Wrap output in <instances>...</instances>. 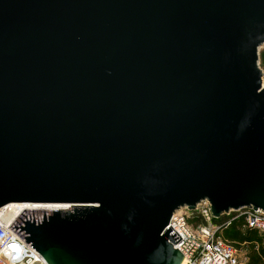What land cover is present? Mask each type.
I'll list each match as a JSON object with an SVG mask.
<instances>
[{"label":"water","instance_id":"1","mask_svg":"<svg viewBox=\"0 0 264 264\" xmlns=\"http://www.w3.org/2000/svg\"><path fill=\"white\" fill-rule=\"evenodd\" d=\"M264 0H0V209L46 264H181L177 210L264 212Z\"/></svg>","mask_w":264,"mask_h":264},{"label":"built area","instance_id":"2","mask_svg":"<svg viewBox=\"0 0 264 264\" xmlns=\"http://www.w3.org/2000/svg\"><path fill=\"white\" fill-rule=\"evenodd\" d=\"M261 70V88L264 89V68ZM15 211L36 210L34 207L20 208ZM8 206L0 209V264H46L36 251L27 246L5 221L9 212ZM197 213L204 221L203 224L193 226L189 219ZM226 221L214 224L208 202L196 206L194 212L181 208L174 212L167 228H171L181 239L175 243L174 248L184 256V264H242L236 256L235 248L226 242L220 235V230L237 218H242L247 228L257 231L264 238V212L257 209H246L238 212H229Z\"/></svg>","mask_w":264,"mask_h":264},{"label":"rangeland","instance_id":"3","mask_svg":"<svg viewBox=\"0 0 264 264\" xmlns=\"http://www.w3.org/2000/svg\"><path fill=\"white\" fill-rule=\"evenodd\" d=\"M258 58V64L264 68V46L259 49ZM225 217L221 216L220 219ZM238 229L237 234H227L226 238L235 248L237 258L242 264H264V238L259 233L246 229L244 225Z\"/></svg>","mask_w":264,"mask_h":264},{"label":"trees","instance_id":"4","mask_svg":"<svg viewBox=\"0 0 264 264\" xmlns=\"http://www.w3.org/2000/svg\"><path fill=\"white\" fill-rule=\"evenodd\" d=\"M226 219H229V218H221V219H214V223L215 224H220V223H222L223 221H225ZM219 221V222H218ZM204 223V221H203V219L197 214V213H193V215H192V219H189V224L190 225H193L194 227L195 226H197V225H199V224H203ZM245 226V224H244V221H243V219L242 218H237V219H234V220H232L231 222H230V224L228 225V226H226V227H224V228H222L221 230H220V235L222 236V238L226 241V242H228L229 243V241L226 239L227 238V234H232V235H235V234H237L238 233V231H239V226ZM245 228L246 229H248V230H252V229H249V228H247L246 226H245ZM252 231H255V230H252ZM255 232H257V231H255ZM223 233V234H222ZM258 233V232H257ZM262 236V235H261ZM263 237V236H262ZM229 244H231V243H229ZM232 245V244H231ZM264 251V249L262 250V252Z\"/></svg>","mask_w":264,"mask_h":264},{"label":"bare ground","instance_id":"5","mask_svg":"<svg viewBox=\"0 0 264 264\" xmlns=\"http://www.w3.org/2000/svg\"><path fill=\"white\" fill-rule=\"evenodd\" d=\"M8 207H9L10 211L6 213L5 221L7 223H11L19 215L18 211H15V208L18 207V204H12V205H9ZM19 207L20 208H24V207L32 208V207H34V209H44V210H49V211H53V210H57V209H65V207H63V206H53V205L32 206V205L22 204ZM181 264H184V261H182Z\"/></svg>","mask_w":264,"mask_h":264}]
</instances>
